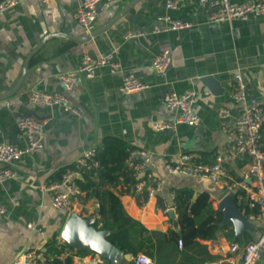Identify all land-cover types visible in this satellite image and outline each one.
I'll return each instance as SVG.
<instances>
[{
	"label": "crops",
	"instance_id": "1",
	"mask_svg": "<svg viewBox=\"0 0 264 264\" xmlns=\"http://www.w3.org/2000/svg\"><path fill=\"white\" fill-rule=\"evenodd\" d=\"M85 1L50 0L42 5L37 0H24L0 14V95L11 91L24 71L15 92L0 98V143L22 145L17 139L16 121L23 116L31 115L45 123L43 148L12 163L15 177L0 184V264H11L26 252L39 254L49 262L65 263L69 259L70 264L96 253L63 238L68 217L51 206L50 191L40 187L56 184L61 170L75 164L85 151L95 149L101 155L105 141L109 140L125 150L149 153L152 175L165 182L154 198L141 205L135 194L124 191L121 181L101 185V189L116 195L127 215L147 230L161 234L178 230L177 215L171 209L174 189H188L194 197L206 194L211 208L221 214L213 238L195 239L191 246L181 247L180 239L173 238L172 253L162 264H225L229 244L243 246L256 239L264 218L242 224L224 222L219 208L226 195L224 185L170 176L163 168V160L170 155L193 153L199 161L211 163L216 149H226L223 126L233 124L242 109L230 97L237 75L244 80L247 104L264 109V16L212 23L208 19L211 10L201 7L197 0H183L173 10L165 7L172 0H123L113 6L101 1L93 29L87 33L74 20L78 7ZM132 1L135 3L121 13ZM250 1L264 0L234 3ZM164 15L190 23L191 27L155 33L154 28L163 25L157 18ZM113 19L116 20L98 32ZM138 33L142 35L130 36ZM164 51L170 54V64L164 73L158 74L151 70L150 63ZM108 53L120 64L118 72L111 73L102 67L92 78H80L73 93L62 88L58 75L75 70L84 54L98 58ZM127 74L147 88L128 95L119 92L121 80ZM204 77H211L213 84H206ZM31 89L62 93L79 115L59 106L30 105L27 95ZM186 90L196 93L193 109L199 118L198 125L180 124L172 130L156 131L154 124L173 119L164 107L167 93L181 94ZM222 108L229 112L227 119L219 116ZM262 132L263 143L264 124ZM245 163L246 160L227 163L226 167L238 179L239 169ZM83 173H76L75 185L76 180H97L88 169ZM235 198L237 195L233 204ZM158 202L173 215L170 211L163 214ZM75 204L79 210L74 214L93 226L98 218L97 200L86 197L82 191ZM148 255L155 260L153 253ZM134 257L113 251L111 259H103L106 264H133ZM236 258L239 264L240 253ZM259 264H264L263 257Z\"/></svg>",
	"mask_w": 264,
	"mask_h": 264
},
{
	"label": "built area",
	"instance_id": "2",
	"mask_svg": "<svg viewBox=\"0 0 264 264\" xmlns=\"http://www.w3.org/2000/svg\"><path fill=\"white\" fill-rule=\"evenodd\" d=\"M24 0H0V14L16 6ZM40 4L46 5L50 0H37ZM104 1L107 5L113 6L123 0H87L82 3L75 15V22L87 33L91 32L98 15V4ZM183 0H172L165 4L166 9H176ZM201 7L211 10L208 17L212 23H226L234 20L244 21L250 16H264V1H250L244 3H234V0H197ZM162 26L154 28V32H168L175 30H187L190 23L173 20L164 15L157 18ZM142 34H132L131 37ZM170 64V54L164 51L152 59L150 68L155 73L162 74ZM107 67L111 73H116L120 69V64L115 60L112 53L105 54L98 58H91L84 54L80 59L79 66L72 71L61 73L58 80L62 88L70 93L74 92L75 84L80 78L90 79L95 72ZM147 88L146 85L137 80L132 74L125 75L120 83L119 92L124 95L141 91ZM231 100L241 106V114L231 125L223 126V133L228 146L224 150L216 149L211 163H204L197 159L193 153H179L164 158L163 168L170 176H182L187 178L204 179L213 184H223L226 195L239 191L244 193V199L248 209H257V215H244V209L240 211L245 221L255 218H264V151L261 149L264 124V109L257 105L247 104L246 89L243 78L237 75L232 85L230 94ZM27 100L32 106H59L65 112L79 115L70 101L60 92H43L31 89L28 92ZM196 103V93L193 90H186L181 94L173 91L167 93L164 107L173 114V119L168 123H156L153 128L156 131L172 130L176 125L196 126L199 118L194 112ZM221 119H227L229 112L222 108L219 111ZM43 121L31 115L23 116L16 121L18 131L17 139L22 142L20 147L8 143H0V184L15 177V172L10 167L22 156L38 152L43 148L44 137ZM95 149L87 150L77 159L73 167H66L56 184L42 185L43 191H50L49 201L51 206L59 213L69 216L79 210L75 204V199L82 195V191L73 183V178L78 170L90 162L94 167L98 166ZM152 157L141 149L129 151L125 160V171L132 178V191L135 195L146 194V199L154 198L164 185L163 179L155 178L150 171ZM246 163L239 169L237 177L228 169L227 163L244 161ZM123 181V180H121ZM225 195V196H226ZM237 195V199H239ZM140 203H144V198L140 197ZM172 210L173 207H171ZM170 209H164L163 214H167ZM3 213L0 207V215ZM181 247V243L178 242ZM228 256L225 264H238L236 255L240 253L239 264H259L264 252V225L261 227L260 235L239 246L237 243H230ZM11 264H66L64 262L54 263L43 260L39 254L26 252L15 257ZM75 264V263H72ZM76 264H106L104 259L97 253L92 256L80 258ZM133 264H155L152 256L138 253L133 258Z\"/></svg>",
	"mask_w": 264,
	"mask_h": 264
},
{
	"label": "trees",
	"instance_id": "3",
	"mask_svg": "<svg viewBox=\"0 0 264 264\" xmlns=\"http://www.w3.org/2000/svg\"><path fill=\"white\" fill-rule=\"evenodd\" d=\"M261 149L264 151V141ZM112 150H115V153ZM128 153L129 149L121 148L116 141H105L101 155L96 154L95 157L98 166L94 167L88 162L78 170L83 175V171L88 169L92 176L97 177L96 181L89 178H85L83 181L76 180V186L85 192L86 197L97 200L98 218L92 225L95 229L107 233L106 241L123 255H136L139 252L147 255L153 253L156 263L162 264L172 253L173 248L170 242L173 238L180 239L179 242L182 246H191L195 239L208 240L213 238L219 229L221 214L211 208L206 194L194 197L188 189H174L172 191V207L177 215L176 226L178 230L176 231H169L167 234L149 231L138 221L129 217L118 197L110 191L101 189L104 184H118L122 178L121 183L124 191L134 194L132 178L125 171V159ZM64 169L61 170L60 175ZM237 195L240 196V200L235 198L236 208L241 211L244 209V215L249 213L257 215V209L250 210L246 206L244 193L239 191ZM140 197L146 200V194L136 195L139 205H141ZM158 206L163 210L165 209L159 202ZM51 250L58 252L55 249ZM54 263L60 262L54 261ZM65 263L70 264V260L66 259Z\"/></svg>",
	"mask_w": 264,
	"mask_h": 264
},
{
	"label": "water",
	"instance_id": "4",
	"mask_svg": "<svg viewBox=\"0 0 264 264\" xmlns=\"http://www.w3.org/2000/svg\"><path fill=\"white\" fill-rule=\"evenodd\" d=\"M134 3L135 1L128 3L126 7L122 9L121 13L127 8L131 7ZM115 20L116 19H113L107 25L100 28L98 32L103 31ZM23 74L24 71H22V75L15 87L8 93L0 95V98L9 96L13 92H15V90L21 83ZM202 80H204L206 84H213V79L211 77H204ZM234 196L235 193L226 195L219 203V208L223 213L224 222L231 221L233 223L238 222L242 224L245 220L241 216L239 209H237L233 204ZM169 214L170 216H172L173 211H170ZM106 234L107 233L105 231H96L95 228L89 224V221L83 220L78 215L73 213L68 216L66 226L63 231V238L72 244L81 245V247H83L84 249H90L95 251L102 258L111 259L113 251H116L118 253L120 252L106 241ZM262 257L264 258V252L262 253Z\"/></svg>",
	"mask_w": 264,
	"mask_h": 264
}]
</instances>
